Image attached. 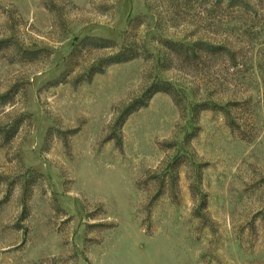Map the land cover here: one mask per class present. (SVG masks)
<instances>
[{"label":"rangeland","instance_id":"374dc122","mask_svg":"<svg viewBox=\"0 0 264 264\" xmlns=\"http://www.w3.org/2000/svg\"><path fill=\"white\" fill-rule=\"evenodd\" d=\"M0 264H264V0H0Z\"/></svg>","mask_w":264,"mask_h":264},{"label":"trees","instance_id":"16d2710c","mask_svg":"<svg viewBox=\"0 0 264 264\" xmlns=\"http://www.w3.org/2000/svg\"><path fill=\"white\" fill-rule=\"evenodd\" d=\"M159 86L160 85H156L155 86V88L153 89V91L150 93V96L153 95V94H155V93H158V92H163V93H167V94H171V95L173 94L170 91H168L167 89H164V87H159ZM131 108L129 109L128 112L126 111V113L124 115H122V118H123V116L127 115L128 113H130L131 110H133V107H131Z\"/></svg>","mask_w":264,"mask_h":264}]
</instances>
